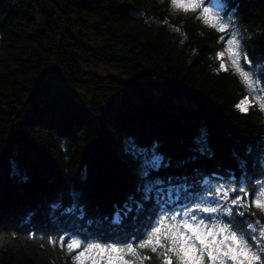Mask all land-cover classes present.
Instances as JSON below:
<instances>
[{
  "label": "trees",
  "instance_id": "trees-1",
  "mask_svg": "<svg viewBox=\"0 0 264 264\" xmlns=\"http://www.w3.org/2000/svg\"><path fill=\"white\" fill-rule=\"evenodd\" d=\"M218 1L203 6L224 32L171 0H0V264H76L85 247L161 264L138 245L164 217L219 188L252 205L264 115L236 107L250 92L218 53L235 35L264 86V0Z\"/></svg>",
  "mask_w": 264,
  "mask_h": 264
},
{
  "label": "snow or ice",
  "instance_id": "snow-or-ice-1",
  "mask_svg": "<svg viewBox=\"0 0 264 264\" xmlns=\"http://www.w3.org/2000/svg\"><path fill=\"white\" fill-rule=\"evenodd\" d=\"M213 7H218L217 0H208ZM172 7L188 11H198L197 18L209 27L220 32L226 30V25L207 6H203L200 0H171ZM179 31V29H176ZM229 60L239 74L241 82L245 84L250 93H255L258 85L250 74L240 66L239 41L235 35L227 41ZM224 53H218L221 60L220 69L227 71L223 60ZM246 59V58H245ZM264 91V90H261ZM260 109L264 111V95L254 96ZM249 100L242 99L237 108L242 112L248 111ZM235 191V190H233ZM242 191V189H241ZM224 200L229 199V193L223 192ZM244 196L231 199V206L205 207L204 213L216 214L223 210L226 221L220 216L209 217L215 222L206 223L203 217L197 218L187 214L186 218L177 220V216L165 217L154 227L151 234H146L144 242L138 245L139 249H150L158 252L162 257L161 264H264L261 255L264 254V223L259 220L245 222L243 225L236 222L233 217V207L247 208L255 206L264 211V188L254 195L252 205L244 202ZM236 215L243 217V211H237ZM252 241L250 244L249 241ZM63 246V242H61ZM81 248V243L72 240L67 244L68 251ZM127 257V259H126ZM148 257H141L136 248H93L85 247L75 257L76 264H143Z\"/></svg>",
  "mask_w": 264,
  "mask_h": 264
},
{
  "label": "rangeland",
  "instance_id": "rangeland-1",
  "mask_svg": "<svg viewBox=\"0 0 264 264\" xmlns=\"http://www.w3.org/2000/svg\"><path fill=\"white\" fill-rule=\"evenodd\" d=\"M200 2H201L202 5L204 4V0H200ZM217 3L219 5L218 7H213V5H212V7L215 8V9L223 10V8H224L223 5L218 0H217ZM174 9L179 14L185 13L182 10H179V9H176V8H174ZM227 48H228V45L226 43L224 49L221 51V52L224 53V57H223L224 63H225V65H226L228 70H234L235 71V69L233 68V66H232V64H231V62L229 60L230 53L228 52ZM239 52H240V50H239ZM239 63H240L241 68L243 69L241 53H240V61H239ZM85 67L88 70L94 71V72H96V73H98V74H100L102 76L113 74V70L110 69L109 67H106V66H96V65H91L90 64V65H86ZM253 80L257 81L258 85H257V88H256V92L255 93H250V95L247 96V98L249 100V105H248V111L247 112H251L252 115H256L257 111H259V113L261 112L264 115V111H262L260 109L259 105L256 103V100L254 99V96L264 95V91H261V90H264V86L262 85V83L258 79L253 78ZM247 112H243V113H247ZM233 190H235V189L234 188L233 189H227V188H225V189L223 188L222 189V188H219L215 194H212V195L206 197L203 203L197 205L193 209H190L189 211L181 214V216L177 217V220L186 218V213L194 215L197 218L203 217L205 219L206 223L215 222V220H210L209 217L220 216L223 220H225L226 216H224L223 210L220 213L209 214V213H204L202 211V209L205 208V207H219L220 205H229V206H231V199L236 198L237 196H243L242 194L236 195V192L233 191ZM225 191H227L229 193V199L227 201L224 200L223 197H222V194ZM234 194H235V196H234ZM237 211H243V212L245 211L246 212L247 208H243V210H241L239 206L233 207V213L237 212ZM249 243L251 244L252 241L250 240ZM113 248H116V247H113ZM118 249H122V248H118ZM126 259H127V257H126ZM205 264H207V259H205Z\"/></svg>",
  "mask_w": 264,
  "mask_h": 264
}]
</instances>
